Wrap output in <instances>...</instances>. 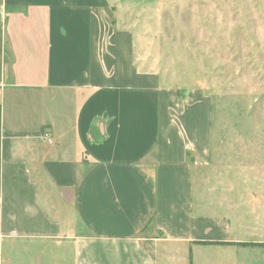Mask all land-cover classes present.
Listing matches in <instances>:
<instances>
[{"label":"crops","instance_id":"0c3cea01","mask_svg":"<svg viewBox=\"0 0 264 264\" xmlns=\"http://www.w3.org/2000/svg\"><path fill=\"white\" fill-rule=\"evenodd\" d=\"M114 19L108 0H0V264H239L264 250L250 246L264 245L260 217L235 222L220 183L209 200L201 188L211 100L137 69Z\"/></svg>","mask_w":264,"mask_h":264},{"label":"rangeland","instance_id":"374dc122","mask_svg":"<svg viewBox=\"0 0 264 264\" xmlns=\"http://www.w3.org/2000/svg\"><path fill=\"white\" fill-rule=\"evenodd\" d=\"M108 2L113 24L134 36L137 69L158 75L161 87L181 99L198 91L211 100L212 160L201 188L209 200L207 189L218 181L221 214L235 204L234 221L254 229L260 217L256 235L264 241V212L254 209L264 202V0ZM233 256L239 264H264L263 249Z\"/></svg>","mask_w":264,"mask_h":264},{"label":"trees","instance_id":"16d2710c","mask_svg":"<svg viewBox=\"0 0 264 264\" xmlns=\"http://www.w3.org/2000/svg\"><path fill=\"white\" fill-rule=\"evenodd\" d=\"M241 246L246 247V246H249V245H245V244H243V245H241ZM250 246H253V247H259V248H264V245H250Z\"/></svg>","mask_w":264,"mask_h":264}]
</instances>
